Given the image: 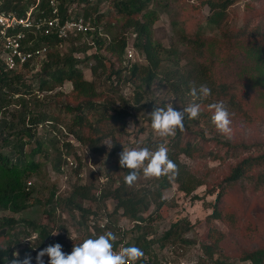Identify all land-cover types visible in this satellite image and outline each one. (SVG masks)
Listing matches in <instances>:
<instances>
[{"label": "trees", "instance_id": "1", "mask_svg": "<svg viewBox=\"0 0 264 264\" xmlns=\"http://www.w3.org/2000/svg\"><path fill=\"white\" fill-rule=\"evenodd\" d=\"M49 1L40 0L39 4V10H43L46 15L51 12ZM56 1L63 18L67 17L71 4L77 2L80 7L72 8L71 16L82 15L90 22L92 30L68 36L67 40L55 36L30 34L27 40L30 39L34 47H46L45 55L33 77L36 82L26 79L21 73L22 70L36 69L31 61L18 69L8 70L0 58V213H3L0 216V230L14 228L12 233L0 234V264H10L13 253L22 242L20 238L29 239L33 233H36V237L29 242L30 251H19V259L30 255L31 264H36L35 254L38 253L41 244L47 247L59 243L62 245V251L67 252L69 245L65 226H59L63 233L53 235L49 222L41 223L25 217H15V214L29 208L30 202L39 192L33 178V175L39 173L41 166L38 156H46L48 147L51 148L54 152L52 166L57 172H61L64 170L65 156L73 154L78 159V164L73 170L77 174L80 173L81 161L76 155L77 148L69 142L67 135L74 136L93 156L105 155L104 139L114 137L116 131L120 134L124 130L131 109L138 111L150 106L149 101H145L144 88L147 90L154 83H165L172 96L184 107L193 102L189 96L192 87L199 88L203 84L211 89L208 98L196 101L200 105L198 118L189 120L186 116L184 130H177L176 135L165 143L169 159L177 165L178 174L174 179L168 176L160 178L159 188L154 190L152 197L156 209H160L165 203L159 190L170 187L172 183L176 184L179 192L190 195L193 199H200L193 193L196 188L208 184L181 160V155L194 158L200 153L210 159L228 156L236 160L230 166L228 174L208 189L209 194L216 189L217 192L214 202L210 203L212 211L206 217L211 242L202 248L205 254L212 258L213 252L218 251L217 246L223 239V234L213 226L212 221L223 219L228 212L227 189L245 178L252 182L255 191L264 188V150L260 149L257 154H253L256 150L254 144H234L229 140H223L220 137L223 134L216 130L211 120L213 112L209 105L216 102L225 104L230 113L231 123L237 117L250 118L245 103L236 100L235 91L239 84L220 80L215 72V66L203 61V47L206 41L205 31L200 23L195 24L191 39L181 35L184 41L187 40L183 43L191 51V57H187V62L181 66L177 61H171L170 56L176 55L177 50L171 46L165 48L153 37V24L158 19V13L153 8L155 0ZM233 1L203 0L202 4L208 5L211 11L206 20L218 24L219 18L223 17L225 9ZM30 3L31 0H3V7L23 12ZM104 3H107L108 11L103 10ZM115 17L121 19L115 21ZM183 20L187 21V18ZM175 21L178 22L177 18ZM250 34L264 36V29L255 27ZM62 42H69L68 51H60L59 45ZM90 48H94V52L86 55ZM127 48H132L135 53L142 56L145 63H129L126 59ZM79 53L84 55L83 58ZM89 60L94 61L87 65L92 75L90 80L84 77L81 69ZM166 61L168 63L164 65ZM99 70L102 72L98 73ZM135 79L138 80L137 86L134 85ZM66 83L70 84L68 92L60 89ZM121 84L132 87L128 96L120 89H116ZM61 124L65 125L66 133L62 134L59 131L47 141L41 137L43 132L49 129L57 130V126H62ZM200 124L212 134V138L205 137L206 131L199 127ZM209 141L223 150V153L213 150L204 152ZM160 143L163 142H157L153 148V143L150 142L148 147L156 150ZM242 154L245 155L241 156ZM118 161L119 158L116 159L119 178L115 187L98 189L94 182L87 183L83 180L81 183L72 184L69 191L62 195L57 192V187L52 185L45 200L49 217L52 218L57 211H67L74 218L77 212L80 218L77 222L83 229L85 239L96 238L106 231H111L117 236L114 250L121 243L122 247L135 245L142 249L144 256L135 264H161L154 245L162 249L173 246L177 241L185 242L183 235L191 228V224L186 219H179L171 222L161 235L153 236L150 225L152 219L150 215H143L150 207L151 201L146 197V192L132 189V186L124 183L128 170L121 168ZM93 177V181L98 179L94 174ZM28 181H31L30 185L27 184ZM109 197L115 200L112 212L107 215L109 222L104 228L96 227L93 236L88 229V220L100 214L97 211L100 207L98 203L105 207V199ZM86 201L95 203L97 209L85 206ZM120 210L134 222L136 235L131 241L125 240L126 231L111 219V215ZM76 238L78 237L75 236L74 239ZM237 260L249 264H264V246L241 250ZM214 263L235 264L220 251Z\"/></svg>", "mask_w": 264, "mask_h": 264}, {"label": "rangeland", "instance_id": "2", "mask_svg": "<svg viewBox=\"0 0 264 264\" xmlns=\"http://www.w3.org/2000/svg\"><path fill=\"white\" fill-rule=\"evenodd\" d=\"M202 1L155 0L153 8L158 13V19L153 24V37L162 43L165 48L171 46L177 50V54L170 56L169 59L173 62L177 61L181 66L187 62V57H191V51L183 43L187 40L184 41L181 35L191 39L192 31L196 27L195 24L200 23L204 28L206 41L203 47V61L212 63L215 66V72L220 80L239 84L237 91L234 90L236 100L244 102L251 115L249 119L244 117L234 118L230 125L231 133L223 134L220 137L234 144H254L256 150L253 154H257L260 149L264 150V36H253L250 31L255 27L264 29V0H234L225 9L223 17L219 18L218 24L209 23L206 20L211 11L208 5L202 4ZM106 5L107 3H104L102 7L103 10L108 11ZM76 7H80L77 2L71 4V8L75 9ZM176 18L178 22L175 21ZM184 18H187V21H184ZM120 19V17H115V21ZM237 34H240V36H237ZM129 41H131V38ZM69 46V42H63L59 49L61 52H66ZM93 52L94 48H90L86 55ZM79 56L83 58L84 55L79 53ZM128 61L129 63H145L144 58L135 51ZM89 63H94V61L89 60L84 63L81 69L84 77L90 80L92 75L87 67ZM167 63V61L164 62V65ZM35 67L36 69L33 71L22 70L21 72L26 79L32 80V82H36L33 77L38 70V65H35ZM101 72V70L98 71V73ZM103 74L105 73L103 72ZM134 85H138L137 79L134 80ZM60 89L68 92L70 84L66 83ZM116 89H120L122 93L128 96L132 87L121 84ZM144 90L146 91L145 101H149L150 106L138 111L131 109L126 118L124 130L120 134L116 131L113 134L114 137L104 139L105 155L95 157L91 154V160L89 161L88 157L83 159L76 153L81 161L80 173L77 174L73 170L74 168L57 172L52 166L54 152L48 147L47 142L48 154L38 156L41 166L39 173L33 175V178H35V187L39 192L36 194L35 199L30 202L29 208L15 214V217H25L41 223L49 222L53 234L55 232L63 233L64 231L59 226H65V231H67L65 235L69 245V249L65 254H70L73 246L82 243L85 237L81 225L77 222L80 219L77 212H75L74 218L67 211H57L52 218L49 217L48 205L45 200L49 195L51 186L55 185L57 192L62 195L69 191L72 184L81 183L83 180L87 183L94 182L98 189L100 187H115L119 178L116 159L119 158V153L123 149L148 147L150 142L153 143V148H155L157 142L162 141L165 144L171 138L161 139L153 133L148 113L151 112L153 107H165L167 103H171L173 108L178 111L182 110L184 106L172 96L165 83H154L147 90L145 88ZM245 91L247 97H245ZM57 127V130L49 129V131L43 132L41 137L47 141L51 136L57 135L59 131L62 134L66 133L67 129L64 124ZM199 127L206 131V138L213 137L212 134L207 132L208 130L204 128V125L200 124ZM67 137L69 138L70 135H67ZM212 143L209 141L203 151L213 150L222 154L223 150ZM105 144H112V147L108 148ZM165 145L167 146V144ZM149 149L155 151L152 148ZM70 156L78 164L77 157L73 154H70ZM180 158L208 183L198 186L193 192L200 199H193L190 195L179 192L176 189V184L172 183L170 187L159 190L165 199V203L160 209H156L154 203H152V197L154 190L159 188L160 179L145 180L141 171L138 180L132 185V189H140L146 192V197L151 201L150 207L143 215H150L152 219L150 225L152 226L153 236L161 235L171 222L179 219H186L191 224V228L183 235V238L186 239L185 242L177 241L173 246H166L162 249H158V246L154 245L158 258L161 259V264H215L214 259L217 258L219 251L235 264H249V262L238 261L237 256L241 250L264 246V188L255 191L252 182L245 178L227 189L226 210L228 212L225 213L223 219L212 221L213 226L223 234V239L217 246L218 251L213 252V257L210 258L205 254L202 246L211 242V238L208 236L209 228L206 217L212 211L210 203L214 202L217 189L211 194L208 193V189H211L215 182L222 180L228 174L230 166L236 160L228 156L210 159L200 153L196 154L194 158H188L185 155H181ZM92 173L98 178L95 181H93ZM114 204L115 200L109 197L105 199V207L103 204L98 203L100 207L97 211L100 214L105 212V215H109L114 208ZM85 206L97 209L95 203L91 201H86ZM228 213L231 215L230 218ZM1 215L3 213H0ZM111 219L117 225L123 226V231H126L124 234L126 241H131L135 237L134 222L123 215L121 210L111 215ZM13 230L14 228L9 230L2 228L0 234L12 233ZM75 236L78 238L74 239ZM21 239L22 242L16 248V253L21 250L30 251L29 242L31 243V238L21 237ZM40 246L38 252L44 248V245ZM43 261L44 264H48V257L44 256Z\"/></svg>", "mask_w": 264, "mask_h": 264}, {"label": "clouds", "instance_id": "3", "mask_svg": "<svg viewBox=\"0 0 264 264\" xmlns=\"http://www.w3.org/2000/svg\"><path fill=\"white\" fill-rule=\"evenodd\" d=\"M211 95V89L207 85H200L199 88L192 87L189 96L192 103L182 110H175L171 103L165 107H155L149 112L151 129L153 133L161 139L176 135L177 130H184V120L198 118L200 105L196 101L204 100ZM213 115L212 123L221 134H229L232 129L230 113L223 102H216L209 105ZM108 148L111 145L105 144ZM119 166L127 169L124 183L131 187L139 178L142 171L145 180L160 179L168 176L174 179L178 174V168L168 156V148L164 143H160L155 151L148 147H134L123 149L119 153ZM107 223V221H105ZM55 232L53 235H56ZM117 236L111 231L96 238H87L82 243L73 246L70 254L62 251L59 243L49 245L40 250L35 259L36 264H44L43 257H48V264H135L144 256V252L135 245L122 247L119 251L114 250V241ZM19 254L14 252L10 264H31L32 257L25 255L19 259Z\"/></svg>", "mask_w": 264, "mask_h": 264}, {"label": "built area", "instance_id": "4", "mask_svg": "<svg viewBox=\"0 0 264 264\" xmlns=\"http://www.w3.org/2000/svg\"><path fill=\"white\" fill-rule=\"evenodd\" d=\"M39 4L40 0H31L27 9L21 12L17 9L3 7V0H0V58L8 70L18 69L29 61L39 66L45 55L46 47H34L32 41L27 40L30 34L55 36L58 39L67 40L68 36L92 30L90 22L85 20L82 15L71 16V7L67 17L63 18L59 13L56 0L49 1L51 12L48 15L43 10H39ZM132 51V48H127V60L132 57L134 52ZM69 142L77 148L79 156L83 159L88 157L89 161L91 160L89 151L74 136L70 135ZM65 160L63 169H73L77 166L76 161L70 155L65 156ZM27 184L30 185L31 181H28ZM105 221L109 222L105 212L90 217L88 220L89 232L94 236L95 228H104ZM119 226L124 230L123 226ZM35 237L36 233H33L30 238L34 239ZM41 245L46 247L45 244ZM121 248L122 243L115 250L119 251Z\"/></svg>", "mask_w": 264, "mask_h": 264}]
</instances>
